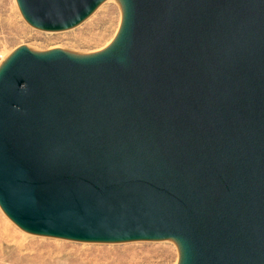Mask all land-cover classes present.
Instances as JSON below:
<instances>
[{"label":"water","instance_id":"obj_1","mask_svg":"<svg viewBox=\"0 0 264 264\" xmlns=\"http://www.w3.org/2000/svg\"><path fill=\"white\" fill-rule=\"evenodd\" d=\"M61 26L95 0H19ZM125 61L23 54L0 81V201L25 228L181 237L264 264V0H131Z\"/></svg>","mask_w":264,"mask_h":264},{"label":"rangeland","instance_id":"obj_2","mask_svg":"<svg viewBox=\"0 0 264 264\" xmlns=\"http://www.w3.org/2000/svg\"><path fill=\"white\" fill-rule=\"evenodd\" d=\"M108 1L81 25L50 33L24 17L19 0H0V67L23 50L49 53L58 48L89 56L105 49L128 22ZM5 211L0 205V264H182L179 241L173 239L96 242L38 234Z\"/></svg>","mask_w":264,"mask_h":264},{"label":"bare ground","instance_id":"obj_3","mask_svg":"<svg viewBox=\"0 0 264 264\" xmlns=\"http://www.w3.org/2000/svg\"><path fill=\"white\" fill-rule=\"evenodd\" d=\"M109 2L108 0H95L92 6L78 19L75 21L61 25V26H46L41 25L29 20L30 23L40 29H44L48 32L52 33H59L65 32L72 28H75L85 22L88 18L93 16L101 6ZM121 13L122 22L128 21L126 23L125 31L120 28L116 38L107 47L99 52H95L89 54V56L85 55H78L76 53H71L67 51H61L58 48L48 51L49 53H41L35 52L31 50H23L17 53L14 56L13 60H6L5 63L2 64L0 67V81L5 75V73L9 70V68L20 58L23 54H30L33 57L40 59V60H55L59 58H68L74 62L81 63V64H94L103 62L109 59H118L121 62L125 61V52L130 40V32H131V25H132V3L131 0H113ZM24 9V8H23ZM22 9V10H23ZM25 12V10H24ZM26 13V12H25ZM24 17H27L24 14ZM26 19V18H25ZM27 20V19H26ZM28 21V20H27ZM28 21V22H29ZM0 205L3 208V204L0 201ZM6 210V209H5ZM7 215H9L13 221L17 224H20L9 212L8 210L5 211ZM21 225V224H20ZM33 232V231H32ZM33 233L44 234V235H53L59 237H65L69 239H76V240H83V241H110V242H126V241H134V240H163V239H173L174 241H179L177 248L180 251V260L182 259V264H193L194 260V253L191 245L189 242L181 237L177 236H169V235H159V234H145V235H120V236H110V237H79V236H72V235H65L53 232H40L35 231Z\"/></svg>","mask_w":264,"mask_h":264}]
</instances>
